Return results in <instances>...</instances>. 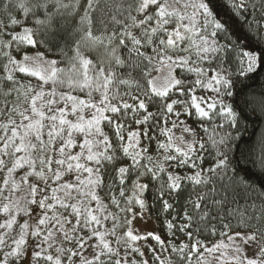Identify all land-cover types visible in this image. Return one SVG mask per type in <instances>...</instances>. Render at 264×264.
Returning <instances> with one entry per match:
<instances>
[{
	"label": "snow or ice",
	"instance_id": "snow-or-ice-1",
	"mask_svg": "<svg viewBox=\"0 0 264 264\" xmlns=\"http://www.w3.org/2000/svg\"><path fill=\"white\" fill-rule=\"evenodd\" d=\"M210 4L119 0L120 18L94 21L99 0H0V264H149L138 244L149 238L152 264H174L169 249L179 264H201L204 252L264 264V185L231 166L239 126L226 103L233 75L264 65V47L233 44ZM224 7L264 33V0ZM75 17L79 38L60 47ZM54 48L60 59L47 58ZM181 116L204 133L185 126L183 146L172 133ZM255 151L264 168V142ZM152 212L165 231L138 233L133 221ZM203 232L221 239L208 247Z\"/></svg>",
	"mask_w": 264,
	"mask_h": 264
},
{
	"label": "trees",
	"instance_id": "trees-1",
	"mask_svg": "<svg viewBox=\"0 0 264 264\" xmlns=\"http://www.w3.org/2000/svg\"><path fill=\"white\" fill-rule=\"evenodd\" d=\"M81 2L83 3L84 0H81ZM118 2L119 0H99V7L93 16V20H107L113 14H116L117 18H120L119 14L115 13V5ZM224 3L225 0H211L210 7L213 8L217 18L225 24L228 30L226 35L232 41V43L238 47L244 48L245 50L259 51V47H264V39L261 38L264 36V33L257 35L255 32L250 31L246 25L242 26L241 23L225 9ZM14 15L20 18L22 13L17 11L14 13ZM249 19H252V17ZM255 19L260 21V24L264 26V19H261L260 17L259 8L256 9ZM78 20L79 17L69 19L68 31L62 34L61 37L57 38L60 41V47H64L65 40L71 44L73 39L79 38ZM108 28L111 29L112 25L108 24ZM102 30L103 29L99 23L94 24V34H99V32ZM55 43L56 40L53 41V44ZM26 51H28L29 55L33 54V50L30 48L26 49ZM53 51L56 54L47 56V58L60 59L58 50L54 48ZM65 51H67V48H65ZM71 54V52H68V55ZM89 54L93 58L96 56L95 52H91ZM3 63L4 61L0 59V77H3L4 75L2 68ZM232 71V69L229 70L230 74ZM17 76L22 82L31 81L33 84L37 82L36 77H28L19 73H17ZM233 80V97L226 101L233 105L234 110L238 114L239 133L237 134L234 129H229V131H232L233 135L235 136V139L231 142V151L229 153L230 159L232 161L231 166L238 170L241 177H247L253 185L261 186L264 185V168L258 167L259 154L255 151V149L258 145L264 142V111L261 110L262 106H264V65L257 67L253 73H249L246 76H239L237 72L236 75H233ZM0 86H2V81H0ZM124 90L125 89L121 88V91ZM81 95L83 96L84 94ZM94 97L96 100H99L100 98L98 94H94ZM129 102L131 103V101ZM85 115H88L87 111L85 112ZM135 127L136 126L133 124L132 128ZM225 128H227V124H225ZM105 131H108V129L105 128ZM221 134L223 133L221 132ZM77 139L79 140L80 137H77ZM77 150L78 149H74L73 151ZM208 163L209 161L206 160L205 165L207 166ZM2 179L3 174H0V181H2ZM20 194L21 193H17V195ZM169 202L171 203V201ZM152 215L156 219L160 233L163 234L165 229L163 228L162 220L157 217L155 212H152ZM169 218L171 217L169 216ZM233 223H235V221H233ZM220 238L221 237L219 235L212 236L207 232H203L199 236V239L204 241L206 245L217 241ZM181 241L190 244L187 237L178 234V238L175 242L180 243ZM200 251L203 252L204 249L201 248ZM169 253L170 258L174 261V264H179L177 256L175 254H171L170 251ZM195 260L196 257L193 256V261ZM150 264H152V256Z\"/></svg>",
	"mask_w": 264,
	"mask_h": 264
},
{
	"label": "rangeland",
	"instance_id": "rangeland-1",
	"mask_svg": "<svg viewBox=\"0 0 264 264\" xmlns=\"http://www.w3.org/2000/svg\"><path fill=\"white\" fill-rule=\"evenodd\" d=\"M166 73H167V69H164L161 72V75H165ZM196 94L198 96H200V95H204L205 92L202 89H198ZM207 96L212 97V96H214V93H212L211 90H208ZM226 103H229V102L226 101ZM172 119H175V117H172ZM180 120L184 121V124H178L177 128L172 129V133L174 135V142L176 144L183 146V142L180 139H178L179 137H183L184 142L192 140L193 137H192L191 133L184 131L185 126L191 127V128L196 130V138L197 139H199L201 136L204 135V133L198 128L197 124L194 122L193 119H189L186 116H181ZM216 122L222 123L223 121L220 117H216ZM168 127H171V124H169ZM209 127H210V125H209ZM151 154L155 156V152H151ZM132 226L140 234H146L147 232H160L158 229V226H157L156 219L152 214H151L150 218H145V219L137 218L135 221H133ZM223 239L227 243V237L225 236V237H223ZM219 240L214 241L212 243H209V244H207V246L211 247L213 244L217 243ZM175 243H177V242H175ZM138 244L143 248V250L145 252V258H147L149 260V264H150L151 263V253L148 252L147 247H144V245L147 244V245H151L153 247H157V245L150 238L147 241H143V240L139 241ZM177 244H179V243H177ZM169 251L171 252L170 249H169ZM229 254L231 255V252ZM249 255H251V253H249ZM219 256H220L219 252L211 253V254L204 252V257L201 261V264H218L217 258Z\"/></svg>",
	"mask_w": 264,
	"mask_h": 264
}]
</instances>
